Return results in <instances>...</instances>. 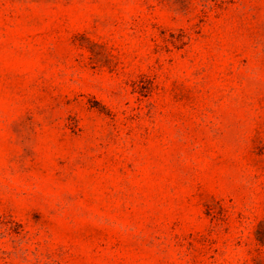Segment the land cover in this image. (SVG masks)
<instances>
[{
    "label": "rangeland",
    "instance_id": "obj_1",
    "mask_svg": "<svg viewBox=\"0 0 264 264\" xmlns=\"http://www.w3.org/2000/svg\"><path fill=\"white\" fill-rule=\"evenodd\" d=\"M0 264H264V0H0Z\"/></svg>",
    "mask_w": 264,
    "mask_h": 264
}]
</instances>
